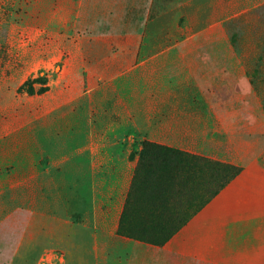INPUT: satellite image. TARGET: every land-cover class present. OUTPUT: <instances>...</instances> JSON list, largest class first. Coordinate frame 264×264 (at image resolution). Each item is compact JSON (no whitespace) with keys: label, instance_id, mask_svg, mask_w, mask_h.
<instances>
[{"label":"rangeland","instance_id":"rangeland-1","mask_svg":"<svg viewBox=\"0 0 264 264\" xmlns=\"http://www.w3.org/2000/svg\"><path fill=\"white\" fill-rule=\"evenodd\" d=\"M15 1L0 0V184L6 172L33 170L34 178L31 181L29 173L28 183L24 181L27 190L13 182L14 185L0 191V220L17 204L21 209L52 217L49 228L52 234L46 237L50 252L42 264H135L134 256L127 252L131 243L109 242L112 218L104 216L96 221L99 200L96 192L104 197L112 214L113 203L127 197L117 232L128 238L125 241L162 246L163 235L175 229L178 211L179 216L183 212L182 217L191 218L193 205L198 203L202 207L247 164L264 154V126H248L244 120L242 127L228 120L227 129L228 124L232 127L224 139L220 136L225 144L227 139L233 140L232 148L236 152L229 157L223 153L216 158L197 156L168 147L174 151L156 156L145 149L147 143H155L138 138L148 134V129L144 131L142 113L127 118L121 110L107 117L100 128L101 137L98 142H92L91 126L85 117L90 118L88 104L94 97L88 96L90 93L79 96L82 73L77 74L74 63L67 61L70 54H76L75 50L65 47L59 41L63 38L60 35L24 28L16 14ZM162 2L168 12V53L182 52L181 47L174 45L177 39L196 35L198 41L185 46V52L247 54L244 66L252 72L236 79L231 86L226 82L224 85L222 80H211L209 84L180 89V102L190 109L204 102L235 103L237 93L247 87L258 88L264 102V25L254 23L259 19L264 24V0ZM65 67L66 74H75L58 78ZM57 80L61 82L55 85ZM51 104L59 110L50 109ZM78 107H82L83 116L77 118L78 125L73 126L72 135L63 131L66 127L56 125L57 122L55 126L48 123L55 116L64 123L63 119H68V114ZM32 126L36 136L32 138L29 134L24 143L20 138L24 135L16 134H26ZM219 151L224 149L221 147ZM15 152L19 154L11 157ZM213 153L211 150L210 154ZM27 154H33L32 159ZM260 159L264 161V156ZM131 167L136 170L129 187L125 177L132 171ZM46 183L50 184V190ZM30 190L36 201L28 200ZM94 244H100L98 252L93 250ZM155 253L145 252L147 259L142 264L163 261ZM31 259L37 263L39 255L33 252ZM183 262L202 264L186 258Z\"/></svg>","mask_w":264,"mask_h":264},{"label":"crops","instance_id":"crops-1","mask_svg":"<svg viewBox=\"0 0 264 264\" xmlns=\"http://www.w3.org/2000/svg\"><path fill=\"white\" fill-rule=\"evenodd\" d=\"M14 7L24 28L60 35L63 38L59 41L75 50L76 54L69 53L67 61L74 63L77 74L82 73L83 86L79 96L90 93L88 96L94 97V102L88 104L90 118L85 117L91 126L92 142H98L101 126L104 127L107 117L116 115L117 110L127 118L136 112L142 113L144 131L148 129V134L139 139L204 157L216 158L221 153L229 157L236 152L235 147L232 148L233 140L227 139V144L221 140V136L224 139L229 133L231 124L227 129L228 120L242 127L244 120L248 126H264V102L256 87L239 91L235 103L204 102L190 109L180 102V89L209 84L211 80H222L224 85L226 82L231 86L236 79L248 76L250 71L244 66L247 54L185 52V46L198 41L196 35L177 39L179 41L174 45L181 47L182 52L168 53V12L162 0H16ZM254 23L264 25L259 19ZM64 69L66 67L58 78L75 74H66ZM60 82L57 80L54 84ZM49 106L59 110L55 104ZM74 110L68 114V119H63L64 123L56 116L48 119L51 120L48 123L55 126L57 122L56 125L66 127L63 131L72 135L73 126L78 125L77 118L83 116L82 107ZM36 133L32 126L26 134L16 135H24L20 137L21 141L27 143L28 135L32 134L34 138ZM205 142L212 144L211 149V144ZM221 147L222 152L219 151ZM18 154L15 152L10 156ZM27 156L32 159L33 154ZM263 156L261 154L247 164L202 207L199 208L198 203L193 205L191 218L182 217L183 212L179 216L177 209L175 229L163 235L169 240L162 246L125 241L128 238L117 233L127 197L113 203L112 214L104 197L96 192L99 198L96 221L104 216L112 218V232L107 238L114 245L118 241L131 243V250L127 252L134 256L135 264H142L147 259L145 252L151 251L163 260L155 264H185L184 258L202 264H264V161L260 159ZM135 168L131 167L132 171L125 177L129 187ZM29 173L32 181L33 170L6 172L0 191L14 185L13 182L24 186V181H29ZM46 187L51 189L50 184L46 183ZM27 197L37 200L31 190ZM19 206L17 204L0 220V264H42L50 252L46 237L52 234L49 229L52 217ZM184 220L187 221L182 224ZM99 245L94 244L95 252ZM33 252L39 255L37 263L31 259Z\"/></svg>","mask_w":264,"mask_h":264},{"label":"trees","instance_id":"trees-1","mask_svg":"<svg viewBox=\"0 0 264 264\" xmlns=\"http://www.w3.org/2000/svg\"><path fill=\"white\" fill-rule=\"evenodd\" d=\"M31 93H32V91H31ZM145 149H148V151L149 152H152L154 155H156V156H161V155H163L164 153H166V152H168V151H174L173 149H168V148H166V147H164V146H159V145H157V144H151V143H147L146 145H145ZM178 152V151H177ZM205 162H207V161H205ZM239 174V173H238ZM238 174H236V175H238ZM226 186V184H224L223 185V187H225ZM222 187V188H223ZM221 188V189H222ZM217 194V193H216ZM169 240V237H165L164 239H163V243H165V242H167ZM154 245H158V244H156V243H154Z\"/></svg>","mask_w":264,"mask_h":264}]
</instances>
